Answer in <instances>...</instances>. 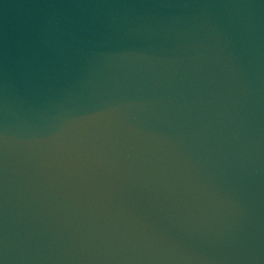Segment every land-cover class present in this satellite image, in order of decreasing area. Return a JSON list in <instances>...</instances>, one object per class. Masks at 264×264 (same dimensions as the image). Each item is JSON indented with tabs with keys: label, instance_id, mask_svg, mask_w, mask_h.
Segmentation results:
<instances>
[{
	"label": "clouds",
	"instance_id": "obj_1",
	"mask_svg": "<svg viewBox=\"0 0 264 264\" xmlns=\"http://www.w3.org/2000/svg\"><path fill=\"white\" fill-rule=\"evenodd\" d=\"M191 7L47 20L25 67L71 79L45 129L0 75V264H264V0Z\"/></svg>",
	"mask_w": 264,
	"mask_h": 264
},
{
	"label": "water",
	"instance_id": "obj_2",
	"mask_svg": "<svg viewBox=\"0 0 264 264\" xmlns=\"http://www.w3.org/2000/svg\"><path fill=\"white\" fill-rule=\"evenodd\" d=\"M204 0H0V75L7 71L14 79L28 108L26 122L36 129L54 123L62 89L71 77L60 67V60L45 54L42 68L25 67L23 45L33 40L49 19H58L68 29L106 19L114 13L139 16H174L197 12L191 7ZM221 3L224 0H210ZM135 3V8H114L112 5ZM184 5H189L185 7ZM225 12L224 9H214ZM264 17V11L261 13ZM260 193L264 196V176L260 178Z\"/></svg>",
	"mask_w": 264,
	"mask_h": 264
}]
</instances>
